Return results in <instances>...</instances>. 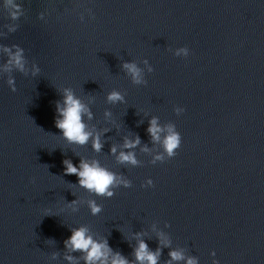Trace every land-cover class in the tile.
Returning a JSON list of instances; mask_svg holds the SVG:
<instances>
[{"label":"water","instance_id":"obj_1","mask_svg":"<svg viewBox=\"0 0 264 264\" xmlns=\"http://www.w3.org/2000/svg\"><path fill=\"white\" fill-rule=\"evenodd\" d=\"M16 2L23 15L13 20L0 0V264H71L67 255L84 264L64 243L81 226L131 264L137 233L162 248L158 264H212L213 251L220 264H264V0ZM184 46L192 54L176 56ZM4 48L23 49L25 71L6 67ZM125 62L147 83H135ZM65 88L91 108L90 129H110L101 152L56 128ZM113 91L126 102L110 103ZM152 118L183 137L164 163H153L163 145L147 132ZM137 135L138 164L119 162L125 138ZM66 159L99 160L132 187L94 195L65 175ZM148 178L154 188L142 187ZM173 250L185 260L173 261Z\"/></svg>","mask_w":264,"mask_h":264},{"label":"clouds","instance_id":"obj_2","mask_svg":"<svg viewBox=\"0 0 264 264\" xmlns=\"http://www.w3.org/2000/svg\"><path fill=\"white\" fill-rule=\"evenodd\" d=\"M4 6L9 11L13 20L19 19L23 15V6L18 4L16 0H4ZM3 51L8 53L9 59L6 67L11 68L15 66L21 71L26 70V60L23 49L17 48L15 52L10 48H4ZM191 49L187 46L179 47L175 50V55L178 57L188 58L191 55ZM148 64V61H145ZM125 68L133 77L137 84L147 83L144 79L143 70L134 62H125ZM40 67L34 66L33 75L40 74ZM148 71H154L149 66ZM9 84L12 85V91L16 92L18 89L15 87V81L10 80ZM108 100L110 103H125L126 98L118 91L109 93ZM186 112V108L177 106L176 113L178 116ZM56 118L55 126L58 128L65 140L71 144L86 145L90 141L92 147L96 152H101L104 147L102 136L105 135L110 129H104L103 132L94 131L89 128L85 117L88 120L94 118L91 108L85 104L80 97H78L71 88L63 90V101L56 104ZM111 116V113H106ZM147 132L150 134L154 142L162 143L163 152L158 154L153 163H164L167 160L176 157L179 149L182 147L183 137L181 132L175 125H168L167 128L160 125L157 118H152L149 121ZM141 138L137 135L135 139L125 138L123 148L128 151L120 150L117 156L119 162L123 164H138L135 148L141 144ZM144 151H148L145 146ZM112 154H117L118 148L113 146L111 148ZM65 175H76L78 177V186L86 189L97 196H104L112 198L116 194V189L120 186L131 188L132 182L126 179L123 175H118L109 168L103 166L99 160H86L81 159L79 165L71 160H64ZM144 188H154L155 182L153 179L148 178L142 185ZM76 200L70 203L75 205ZM90 207L93 215H98L102 212V206L98 205L94 200L90 202ZM47 215H51L49 213ZM71 236L65 240V247L70 253L81 252L83 254L84 264H131V262L120 252H115L109 245L108 240H98L91 233L90 229L86 226H81L71 230ZM143 233H137L138 247L135 249L136 261L138 264H158L162 254V248L153 251L150 249L149 244L140 237ZM161 243L165 247H170V241L167 237L160 234ZM173 261L185 260V255L181 251H171L169 253ZM214 258L212 264H220L218 259H215L216 252L211 253ZM71 264H76L77 258L73 255L65 257ZM171 264V261L169 262ZM187 264H199L198 258H187Z\"/></svg>","mask_w":264,"mask_h":264}]
</instances>
